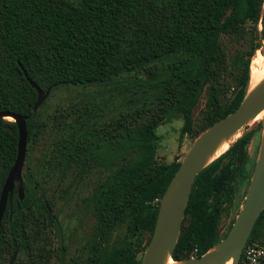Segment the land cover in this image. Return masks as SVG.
I'll list each match as a JSON object with an SVG mask.
<instances>
[{
  "label": "trees",
  "instance_id": "trees-1",
  "mask_svg": "<svg viewBox=\"0 0 264 264\" xmlns=\"http://www.w3.org/2000/svg\"><path fill=\"white\" fill-rule=\"evenodd\" d=\"M223 37L249 43L245 59L232 62L236 92L229 102ZM263 42V0H0V112L26 117V144L48 128L40 106L32 114L36 94L23 72L42 93L109 81L103 85L124 102L138 97L154 101L138 129L123 134L119 121L112 129L90 123L99 112L91 95L54 115L50 128L57 133L45 175L75 180L91 168H115L86 200L95 230L88 251L72 264H139L158 202L179 166L175 160L166 165L153 161L159 140L155 128L181 115L180 134L189 131L191 111L203 90L206 101L195 138L235 110L246 93L251 58ZM135 73L144 79L131 77ZM251 134L240 136L196 175L172 260L199 257L218 242L214 231L233 196ZM16 141L14 122L0 118V191L15 159ZM131 154L137 155L133 161L127 159ZM21 180L22 199L13 188L10 210L6 203L0 220V264H7L16 249L13 264H50L48 230L56 235V219L31 176L21 175ZM121 226L124 238L109 248ZM262 226L264 208L246 245ZM58 254V264H64L63 247Z\"/></svg>",
  "mask_w": 264,
  "mask_h": 264
},
{
  "label": "rangeland",
  "instance_id": "rangeland-1",
  "mask_svg": "<svg viewBox=\"0 0 264 264\" xmlns=\"http://www.w3.org/2000/svg\"><path fill=\"white\" fill-rule=\"evenodd\" d=\"M256 28L257 31L260 30L259 25ZM220 42L229 65L226 75V83L229 85V88L225 94V98L229 102L236 92L234 85L237 70L232 66V62L234 57H239L242 60L245 59L249 43L247 41L234 43L224 37L221 38ZM257 50H264V42L260 44ZM132 75L131 77H135L136 79H144V76L140 73ZM90 95L92 96L91 103L96 105L99 111L90 123H107L112 129L116 125V122L119 121L122 124L119 130L120 134L138 129L141 122L146 118L147 108H152L154 105V101L150 97H138L137 99H132L130 102H124L122 101V95H115L111 86L103 84L56 89L50 91L44 99L43 104L40 105L38 113L40 119L47 124L48 129L45 131L43 137L39 138L35 143L25 145L21 175L31 176L36 184V189L46 202L50 215H53L56 219L58 226L56 235L54 230H48V234L51 236L49 247L53 251L49 260L50 264H58L60 257L58 252H60V248L62 247L64 264H72L73 260H81L88 251V246L95 230V221L86 204V200L105 178L115 170V168H91L75 180H72L69 176L60 179L53 175L47 176L44 174L45 160L47 159L54 136L57 133L50 128L54 115L66 111L84 96ZM205 101L206 92L203 90L191 111V127L186 133L180 134L183 124L181 115H175L155 128L154 133L159 138L153 156L155 163L166 165L174 160L179 162L182 160L195 139V131L198 129L199 121L203 115ZM3 119L8 121L7 118ZM12 121L11 119L9 122ZM258 123H261V121L255 124H250L249 121L240 130V136L250 130L252 134L246 146V160L234 183L233 196L230 202L224 206V211L214 231V237L218 241L225 236L232 226L249 187L258 148L262 144V126L258 127ZM136 158V154H131L127 159L133 161ZM124 236L125 228L121 226L112 234L109 248L119 244ZM145 236H141L142 242H144ZM251 243L264 244V226L256 231ZM18 256L16 254L15 259Z\"/></svg>",
  "mask_w": 264,
  "mask_h": 264
},
{
  "label": "water",
  "instance_id": "water-1",
  "mask_svg": "<svg viewBox=\"0 0 264 264\" xmlns=\"http://www.w3.org/2000/svg\"><path fill=\"white\" fill-rule=\"evenodd\" d=\"M23 76L36 94L35 102L32 105V114L34 115L48 96L50 90L47 89L42 93L34 83L26 78L24 72ZM108 82L90 81L86 82V84L94 86ZM262 109H264V82L251 92H248L247 88L244 98L235 110L212 123L193 140L161 195L152 232L140 257L139 264H162L166 255L172 260L171 255L177 242L184 209L196 175L212 162L207 163V159L219 141L241 130ZM4 117H10L13 120L17 141L14 162L4 179L0 191V220L6 203L10 210L13 188H15L19 200L23 197L21 169L26 145V117L0 112V118L3 119ZM261 143L258 148L249 187L237 217L225 236L199 257L172 261L177 264H221L232 258L235 264L238 263L241 251L247 243L253 225L264 208L263 138ZM16 254L17 249L10 256L7 264H13Z\"/></svg>",
  "mask_w": 264,
  "mask_h": 264
},
{
  "label": "bare ground",
  "instance_id": "bare-ground-1",
  "mask_svg": "<svg viewBox=\"0 0 264 264\" xmlns=\"http://www.w3.org/2000/svg\"><path fill=\"white\" fill-rule=\"evenodd\" d=\"M264 82V50H257L256 53L251 58L250 67H249V81H248V92L253 91L256 87H258L261 83ZM7 118L8 121L11 120L10 117ZM262 122V131L261 135L264 139V109H262L257 115H255L250 120V124H255L257 122ZM253 126V125H252ZM240 130L224 137L219 141V143L214 147V149L210 152L209 157L207 159V163L217 159L220 155H222L229 146L240 137ZM243 135V134H242ZM162 264H177L172 261L167 255L165 256ZM221 264H235L232 258L222 262Z\"/></svg>",
  "mask_w": 264,
  "mask_h": 264
},
{
  "label": "built area",
  "instance_id": "built-area-1",
  "mask_svg": "<svg viewBox=\"0 0 264 264\" xmlns=\"http://www.w3.org/2000/svg\"><path fill=\"white\" fill-rule=\"evenodd\" d=\"M237 264H264V247L258 244L245 245Z\"/></svg>",
  "mask_w": 264,
  "mask_h": 264
},
{
  "label": "flooded vegetation",
  "instance_id": "flooded-vegetation-1",
  "mask_svg": "<svg viewBox=\"0 0 264 264\" xmlns=\"http://www.w3.org/2000/svg\"><path fill=\"white\" fill-rule=\"evenodd\" d=\"M50 213V212H49Z\"/></svg>",
  "mask_w": 264,
  "mask_h": 264
}]
</instances>
